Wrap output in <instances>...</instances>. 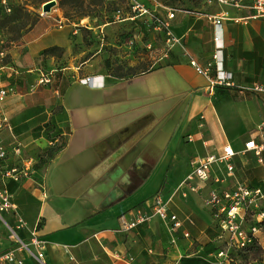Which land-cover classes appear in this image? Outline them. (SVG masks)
Wrapping results in <instances>:
<instances>
[{"label": "crops", "instance_id": "crops-1", "mask_svg": "<svg viewBox=\"0 0 264 264\" xmlns=\"http://www.w3.org/2000/svg\"><path fill=\"white\" fill-rule=\"evenodd\" d=\"M206 3L203 12L167 8L178 41L168 53L155 49V66L131 75L107 71L101 47L75 62L92 47L72 52L66 29L48 32L42 24L25 32V54L0 69V86L13 88L0 102L2 145L10 151L19 143L20 157L32 160L35 152L50 151L30 176L6 183L17 214L28 229L36 227L44 264H225L218 221L202 198L237 183L264 189V145L258 155L243 150L244 142L262 140L256 129L264 119V90L251 86L264 84V17H249L251 0L239 7ZM129 14L121 20L152 29L147 16ZM216 35L229 79L208 89L188 61L213 64ZM53 45L62 46V54L40 53ZM49 72L48 83H35ZM89 75L97 76V85L78 81ZM225 144L234 151L230 174L213 164L219 182H196L195 191L178 186L192 160L216 155ZM155 194L179 225L171 230L151 215L120 230L119 217L139 206L148 211L145 202ZM19 230L25 238L27 230ZM17 257L41 264L24 252Z\"/></svg>", "mask_w": 264, "mask_h": 264}, {"label": "rangeland", "instance_id": "rangeland-1", "mask_svg": "<svg viewBox=\"0 0 264 264\" xmlns=\"http://www.w3.org/2000/svg\"><path fill=\"white\" fill-rule=\"evenodd\" d=\"M45 1L47 0H6L7 5L0 4V50L4 55L2 63L14 65L12 60L25 54L28 42L25 32L35 24H42L48 32L66 29L72 52L92 47L83 55L76 57L75 62L92 54L95 51L94 47H101L104 50L102 57L104 68L120 76L154 67L155 49L161 53H168L171 49L165 44L163 33L157 35L150 25H143L134 18L132 21L121 20L124 15L131 13L126 0H54L55 4L50 10L42 12L41 5ZM141 2L149 9L155 8L156 11L175 8L203 12L208 8L205 0H141ZM50 47L48 54L59 56L63 52L62 46ZM48 154H50L48 149H41L32 155L33 160L29 159L28 164L36 168L44 162ZM261 190L263 197L254 198L239 223V228L249 236V240L240 246L234 239H229L227 231H221L220 257L225 264H264L262 216L264 189ZM8 224L13 226L14 221L9 220ZM16 232L24 239L19 229ZM7 234V228L0 223L2 248L14 246L8 240Z\"/></svg>", "mask_w": 264, "mask_h": 264}, {"label": "built area", "instance_id": "built-area-1", "mask_svg": "<svg viewBox=\"0 0 264 264\" xmlns=\"http://www.w3.org/2000/svg\"><path fill=\"white\" fill-rule=\"evenodd\" d=\"M129 3L130 14L129 19L135 17L147 16L151 21L152 29L158 33H163L165 44L168 48L172 44L178 41V37L174 36L170 30L168 20L172 17V9H167L164 17L160 16L155 10L149 9L144 3L138 0H126ZM207 2L214 1L220 4H229L234 7L242 5L241 0H206ZM6 0H0L1 5H7ZM251 14L249 17H264V0H251L249 4ZM7 9V8H6ZM118 17V13L116 14ZM245 17L239 18L244 19ZM118 19V18H117ZM238 20V19H236ZM213 29L220 27L218 17L212 18ZM58 27H60V21H58ZM214 40V52L212 54L213 64L207 63L205 66H201L193 59H189V64L194 70L204 75L208 80V89L214 84H228L229 74L225 73L221 67L220 48L221 43L217 42L218 35L213 36ZM3 52L0 50V69L3 68L4 63L1 62L3 58ZM213 67L214 73L210 74V67ZM49 74H39L35 80L36 84H45L49 82ZM94 75L83 76L78 81L85 85H97L93 84ZM102 78V76L100 75ZM98 85H102L98 83ZM251 89L263 91L264 84H253ZM13 92L11 85L0 86V102L4 96ZM5 121V117H0V125ZM257 135L262 139L259 143H256L254 139H250L243 144V150L252 149L253 152L258 155L261 147L264 145V119L259 123L256 129ZM11 154V155H10ZM22 147L19 143L11 145L10 151L2 145L0 141V223L4 225L7 230V238L14 246L0 248V261L6 264H22V259L17 257L18 252H24L28 256H32L37 259L41 264H44L42 259L43 243L38 237L36 227L28 229L24 220L15 211V204L11 200V194L6 188V183L10 181L18 182L21 178L30 176L32 173V167L28 164L31 157L21 158ZM234 155V151L228 144H225L221 148V152L214 154H206L192 160L191 170L180 180L178 186H185L190 191H195L199 187L196 182H205L211 180L212 182H219L221 179L212 173L211 167L213 164H221L227 173L232 172V164L230 159ZM12 156V158H11ZM263 197V192L258 187H247L243 184L237 183L231 190L216 191L211 189L209 193L202 198V203L213 210V215L218 221V226L221 231H227L229 239H234L242 246L249 240L242 229L239 228V223L243 218L244 213L250 208L254 198ZM145 207L148 211H144L142 207H136L133 213L129 217L121 215L119 217V228L122 231L130 230L139 223L146 221L149 216L155 215L162 221H164L168 228L174 230L179 225L174 213L168 211L165 202L161 200L158 194L152 196L150 200L145 202ZM10 214V218L14 220L13 226L8 224L6 214ZM264 218V213H262ZM24 228L27 230V235L24 239L20 238L16 232L17 229ZM183 236H188L186 232H183ZM222 252H218L220 255Z\"/></svg>", "mask_w": 264, "mask_h": 264}, {"label": "water", "instance_id": "water-1", "mask_svg": "<svg viewBox=\"0 0 264 264\" xmlns=\"http://www.w3.org/2000/svg\"><path fill=\"white\" fill-rule=\"evenodd\" d=\"M55 4L54 0H47L41 5V11L42 12H48L50 10V7Z\"/></svg>", "mask_w": 264, "mask_h": 264}, {"label": "trees", "instance_id": "trees-1", "mask_svg": "<svg viewBox=\"0 0 264 264\" xmlns=\"http://www.w3.org/2000/svg\"><path fill=\"white\" fill-rule=\"evenodd\" d=\"M49 48H51V47L44 48V49L41 51V53H42V54H48V53H49ZM48 155H49V154H48Z\"/></svg>", "mask_w": 264, "mask_h": 264}]
</instances>
